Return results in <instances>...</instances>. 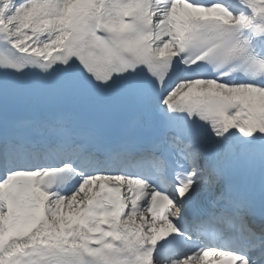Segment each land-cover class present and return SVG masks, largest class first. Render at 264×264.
Wrapping results in <instances>:
<instances>
[{"label":"snow or ice","instance_id":"snow-or-ice-1","mask_svg":"<svg viewBox=\"0 0 264 264\" xmlns=\"http://www.w3.org/2000/svg\"><path fill=\"white\" fill-rule=\"evenodd\" d=\"M0 264H264V0H0Z\"/></svg>","mask_w":264,"mask_h":264}]
</instances>
